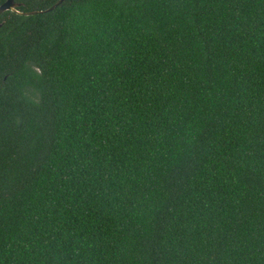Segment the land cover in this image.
I'll use <instances>...</instances> for the list:
<instances>
[{
	"label": "trees",
	"instance_id": "1",
	"mask_svg": "<svg viewBox=\"0 0 264 264\" xmlns=\"http://www.w3.org/2000/svg\"><path fill=\"white\" fill-rule=\"evenodd\" d=\"M16 1L0 264H264V0Z\"/></svg>",
	"mask_w": 264,
	"mask_h": 264
},
{
	"label": "water",
	"instance_id": "2",
	"mask_svg": "<svg viewBox=\"0 0 264 264\" xmlns=\"http://www.w3.org/2000/svg\"><path fill=\"white\" fill-rule=\"evenodd\" d=\"M63 0H57L51 7H49L48 10L53 9L55 6H57L58 4H60ZM17 3L14 2V0H4L1 4H0V14L3 13L6 10H15V5ZM20 14H33L35 13V11H30V12H19Z\"/></svg>",
	"mask_w": 264,
	"mask_h": 264
},
{
	"label": "flooded vegetation",
	"instance_id": "3",
	"mask_svg": "<svg viewBox=\"0 0 264 264\" xmlns=\"http://www.w3.org/2000/svg\"><path fill=\"white\" fill-rule=\"evenodd\" d=\"M14 2L17 3V4L15 5V10H11V11L20 14L19 12H22V11H20L18 8L21 7V3L16 1V0H14ZM0 25H1V23H0Z\"/></svg>",
	"mask_w": 264,
	"mask_h": 264
}]
</instances>
